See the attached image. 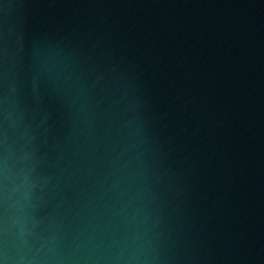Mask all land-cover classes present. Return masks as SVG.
<instances>
[{"label": "water", "instance_id": "water-1", "mask_svg": "<svg viewBox=\"0 0 264 264\" xmlns=\"http://www.w3.org/2000/svg\"><path fill=\"white\" fill-rule=\"evenodd\" d=\"M0 264H264L246 0H0Z\"/></svg>", "mask_w": 264, "mask_h": 264}]
</instances>
